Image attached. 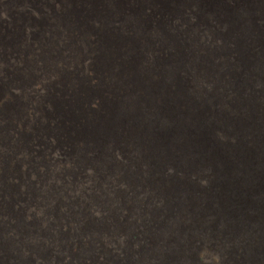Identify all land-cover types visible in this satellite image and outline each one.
Instances as JSON below:
<instances>
[{
    "label": "bare ground",
    "instance_id": "1",
    "mask_svg": "<svg viewBox=\"0 0 264 264\" xmlns=\"http://www.w3.org/2000/svg\"><path fill=\"white\" fill-rule=\"evenodd\" d=\"M152 1L146 9L151 13L146 17L123 8L135 4V0L130 3L120 0L119 6L116 4L113 9L125 27L120 29L115 39L118 41L128 36L126 40L140 48L121 50L119 48L126 45H119L114 52L111 48L116 47L111 44L114 42L112 39L107 46L101 43L102 48L91 47V39L88 40L87 36L74 35L68 40L66 25L74 28L71 19L77 23L86 14L73 9L72 18L60 19L52 15L48 6L54 0L42 6V13L53 22L46 27L44 34L47 39L43 41L51 45L56 41L69 44L75 40L81 46L75 53L77 58H48V61L37 57L35 49L40 54L51 49L36 41L35 49L27 52L31 55L28 56L30 62L25 65L26 72L20 75L18 71L24 67L15 57L14 46L22 38L9 40L4 45L7 49L0 54V78L8 76L7 82L15 93L24 95V101L17 106L19 100L14 93L7 91L1 96L0 92V122L16 117L14 111L32 102L36 104L26 114L29 117L38 115L36 112L42 108V101L37 103L36 100L38 95H44L51 110L50 120L42 123L45 136L35 138L33 144L44 142L46 138H50V142L58 139V144L73 151L64 154L75 160L73 163L68 160V165L64 166L70 169L69 172L66 169L60 171L66 179V189L57 187L56 192L49 182L60 181V174H56L59 167L55 170L49 166L50 173L46 171L44 176L41 166L40 171L35 170L39 154L34 158L36 162L30 161L32 154L28 152L27 140L22 141L18 152L16 150L20 146L10 139L15 134H0V214H6V218L19 227L26 226V232L16 233L22 237L19 241L14 231V236H9L11 231L7 233L4 222L0 224V264H37L39 252L50 242L61 264H107L108 256L114 264H194L196 249L204 262L218 261L223 257L231 262L234 259V264L258 261V249L262 251L264 248V221L259 216L264 207L261 203V192H264V0H244L238 3V8L234 3L229 9L223 0ZM38 7L37 0L36 9ZM30 11L39 14L35 9ZM179 12L185 13L187 18L176 17ZM36 18L32 20L41 30L44 19ZM233 22H242L241 33L235 31L231 25ZM29 23H26L27 28L33 30L32 23ZM2 27L0 23L1 37L6 36ZM69 32L74 33L73 30ZM233 34L241 42L239 53L234 52V55L237 63L242 59L246 61L243 62L245 77L240 88L236 82L233 86L238 87L232 86L228 92V46L234 42ZM174 35L190 40L193 49L204 51L203 54L190 56L185 41L177 44ZM153 38L157 42L151 41ZM32 39L33 36L31 42ZM139 39L152 45L145 47ZM235 46L237 50L236 42ZM11 48L14 55L9 53ZM208 54L215 59L212 65ZM185 59L192 65L193 74L186 68L185 72L190 81L189 92L193 91L190 93L194 99L173 78L174 69L179 68ZM84 62H94V72H97V63L106 78L86 77L88 66L77 64ZM240 65L232 64L230 67L239 70ZM76 66L82 70L72 78ZM258 70L262 72L254 76V71ZM87 79H95L96 83L93 89L83 91L82 82L87 83ZM201 84L206 88H201ZM168 85L172 89L166 92ZM62 89H67L68 93L74 91L71 96L73 106L64 110L59 102ZM165 92L172 97L164 96ZM8 98L14 100L12 106H9ZM216 100L224 104L214 111ZM91 102L99 104L101 112L88 107ZM167 104L169 107L164 110L163 105ZM179 105L185 108L177 114ZM181 114L187 115L190 121L182 119ZM40 115L45 121V112ZM15 122L20 123V120ZM5 125L0 124V127ZM25 130L32 133L31 129ZM52 152L53 161L60 162L59 152ZM27 153L30 156H25ZM79 169L83 171L84 178L75 179L76 175L72 178L74 171ZM197 174L205 183L195 180L196 187H208L199 195L194 191L196 187L188 182ZM39 181H42L41 186H38ZM110 181L115 184L113 190L103 195L98 204L94 200L89 205L92 215H85L98 225L96 231L85 229L92 227L89 221L76 219L88 210L82 209L79 201L73 203V198L72 204L68 202L70 205L66 212L60 214L58 211L57 216L73 224L72 232L67 236L56 227L53 217L56 207H61L60 203L55 205L60 195L67 200L66 196L70 194L73 197L74 193L70 187L82 190L90 186V190L91 182L98 183V187L104 190V186H112ZM121 192L126 193V197L116 202L123 195ZM194 192L198 198L189 202L193 204L186 209L183 200L188 193L193 195ZM29 194L44 208L37 209L41 217L29 219L33 220L31 223L19 218L16 211L21 209L10 212L13 205L18 207L23 204V199L28 201ZM73 208H79V211L75 213ZM127 233L130 240L132 235H136L135 246L130 245L133 240L128 241ZM52 234H58L57 239ZM106 238L113 248L101 245ZM96 253L97 256L93 257Z\"/></svg>",
    "mask_w": 264,
    "mask_h": 264
},
{
    "label": "rangeland",
    "instance_id": "2",
    "mask_svg": "<svg viewBox=\"0 0 264 264\" xmlns=\"http://www.w3.org/2000/svg\"><path fill=\"white\" fill-rule=\"evenodd\" d=\"M120 0H54V2H51L48 6L50 7L51 9V12H52V15L62 19V18H68V16H71L72 18V10L73 9H76V10H79L80 12L86 14V17L82 18L81 20H79L77 23H76V20L74 19H71V23L73 25L74 28H70L68 25H66L67 27V30L65 35H66V38L68 40H70L71 36H78V37H84V36H87L88 37V40L91 39V44L90 46L93 47V48H102V44H104L105 46L108 45L109 43V39H112L114 42L111 43V44H114L116 49H114V47H112L111 49L116 52L117 49H118V46L119 45H126V46H123V47H120L119 49L123 50L125 49L126 47L127 48H140L139 46H137V44L134 46L133 44H131L130 42H128L126 40V38H128V36L126 37H123V38H120L118 41L115 39V35L121 30H124L125 27L122 26V24L120 23V20H119V17L118 15H116V13H114L113 9H114V6L117 4L119 6V2ZM241 1H244V0H223V2L228 5V9L234 4V3H237V8H238V3L241 2ZM39 2V6L37 9H36V6H37V0H0V23H1V26L2 27V30L3 32L6 34V36H3L1 37V34H0V54H3L4 51L7 49L5 48L4 49V45L7 43V41H11L13 39H17V38H22V41L18 44L16 43V45L14 46V50H15V57L16 59H18V61H20V63L23 65L24 69H20L18 71V69H16V71H18L21 74H23L25 71V65L27 63L30 62L28 56L31 55V54H28L29 52H32L35 48H34V43L36 41H39V42H36L37 44L39 45H43L45 48L47 49H51V51H48L46 54L45 53H42L40 54L39 52H37V50L35 49V56L37 57H41L43 59H50V58H68V59H73L74 57H78L75 55V53L77 51L80 50V45L75 43V40L71 41L69 44H62L61 41H56L54 42L53 44L51 45H48L46 44L43 39H47V36L44 34V31L46 30V27L51 25L53 22L52 20L50 19V17H48L47 15H44L42 12V6L46 4V2H49V0H38ZM128 3L131 2V0H127ZM153 1L152 0H135V4L134 3H131L132 5H125L123 8L124 9H127L129 10L130 12L133 11L136 13L135 14H138V15H141V17H146L147 15H149L151 12L150 11H146L147 7L149 6L150 3H152ZM203 3V2H202ZM30 9H35L39 12V14L35 13L34 11H30ZM151 11H154L153 8H150ZM229 11V10H228ZM165 14V12L163 13ZM181 15V16H180ZM175 16H180L182 19H186L187 18V15L185 13H177L175 14ZM37 17V18H36ZM193 18V16H191ZM2 18V20H1ZM33 18H36L38 20L44 19V24L42 25V29L40 30V27L38 26L37 22L33 21L32 19ZM176 19V18H175ZM194 19V18H193ZM27 22H30L29 24L32 23V29L30 28H27L26 26V23ZM242 22H233L231 25H233L235 27V31L237 32H242ZM8 26V27H7ZM6 29V30H5ZM69 30H73L74 33H70ZM239 30V31H238ZM1 31V30H0ZM34 31V32H33ZM2 32V31H1ZM0 32V33H1ZM24 34V35H23ZM47 34V32H46ZM73 34V35H72ZM79 34V35H78ZM175 34V33H174ZM10 35V36H9ZM128 35H130V32L128 33ZM29 36V37H28ZM33 36V39H32V42L30 40V38ZM24 38V39H23ZM174 38V41L177 43V44H181L182 41H185V44H186V48H188V53L190 54V56H195V54H200L202 55L204 51H201V50H195L193 49L192 45H191V41L190 40H183L182 39V36H179L177 38V36H173ZM186 38H189V35H187ZM232 38L234 40V42L232 43V45L230 44V46H228V69H229V74H228V92L233 88V87H238V86H233L234 83H236V85H239L238 88H240L242 85V79L245 77L244 76V68H245V65H244V61L242 59V62L239 60L238 63H237V58H236V55H234V52H236V54L239 53L240 51V43L238 40H236V35L233 34L232 35ZM151 39V38H150ZM25 40V41H24ZM61 40V39H60ZM140 43L143 44V46H149V45H152L151 42L149 41H144V40H140ZM151 41L153 42H157L156 39H152ZM257 41H260L259 38H257ZM31 42V43H30ZM235 42L237 44V50H236V46H235ZM26 43V44H24ZM30 43V44H29ZM55 43H59L57 46L53 47V45ZM18 44V45H17ZM142 46V47H143ZM206 46L209 48V44H206ZM21 47H24V49H20ZM208 48H207V52H208ZM211 48V46H210ZM13 51V48H11V50L9 51V53H12ZM28 52V53H27ZM184 52L185 54L187 55V51L186 49H184ZM14 55V53H12ZM33 55V54H32ZM12 56V55H11ZM209 56V61L211 62V65H212V61L214 62V58H211L210 55L208 54ZM234 56V57H233ZM48 59V61H49ZM214 59V60H213ZM232 59V60H231ZM231 60V61H230ZM48 61L46 62V64L48 63ZM236 61V62H235ZM230 62V63H229ZM235 62V63H234ZM241 62V63H239ZM246 62V61H245ZM78 65H81V64H86L88 66V72H87V75H90L91 77L93 78H98L100 80H104L106 78V74L105 73H102L101 69H99L98 67H100L97 63H96V69H97V72H94V62H87V63H77ZM236 65V64H241L240 65V69L239 70H234V66L233 67H230L231 65ZM230 67V68H229ZM35 68V67H34ZM185 68L187 70H189L190 72H192L193 74V71H192V65L190 62H188L187 59H185V61L181 62V64H179V68H175L174 69V76L173 78L175 79V81L183 88L185 89L186 88V91L188 92V96L191 98V99H194V97L192 96V94L190 92H193V91H190L189 92V86H190V81L187 77V74L185 72ZM232 69V70H230ZM36 70V69H35ZM81 67L79 66H76L72 72V78H75V76L81 71ZM6 72H9L8 70H5ZM12 71V70H11ZM242 71V72H241ZM18 72H16V77L19 76ZM235 72V73H234ZM237 72V73H236ZM260 72H262L261 70H258V71H254L253 75L256 76V74H259ZM231 74H234V75H231ZM236 74V75H235ZM239 74V75H238ZM242 77V78H241ZM7 78L8 76H3L0 78V92H1V96H3L7 91H10L12 93L15 94V96L17 97V99L19 100L18 102V105L19 106L22 102L21 101H24V95H22L21 93H15V89H13L11 86H10V82L8 83L7 82ZM232 78V79H231ZM240 79V80H238ZM88 80V79H87ZM238 80V81H237ZM241 82V83H240ZM96 83V80L95 79H90L88 80L87 83H85V81L82 82V87H83V91H88L90 90L91 88L93 89L94 87V84ZM198 83V82H197ZM231 84V85H229ZM195 85V84H193ZM233 86V87H232ZM201 88H206L204 85L201 84L200 86ZM80 88V87H79ZM172 89V86H166V92L169 90ZM74 92V91H73ZM72 93H68L67 92V89L63 90L62 89V92H61V96H60V101L61 102V106L64 109L68 108V107H71L73 106V103H72V99H71V96H72ZM166 92L164 94V96H168V97H172L171 95H166ZM9 100V106H12V103L14 102L13 99H10L8 98ZM37 103L39 101H42L41 103V106L42 108H40L39 110H37V114L38 115H35L33 117H29L26 112L28 110H33L34 108V105L36 104V102H32L30 104H28L25 108L21 109V110H16L14 111L15 114L17 113V118L14 116L11 120H5L3 122H0V124H6L4 127H0V134H8V133H13L15 134L14 137L10 138L12 139L18 146H20V148H18L16 151L20 152L21 150V144H22V141L23 140H27L30 148L28 149V152L29 154H32L31 155V160L30 161H35L36 157L38 158V163L36 162V167H35V170L36 171H40L41 172H44V176L47 174V172L50 173V168L49 166L55 170L58 168L56 174L60 176V181L57 182L55 180H52V182H49L51 185H52V189L55 190L57 187L64 190L66 189L65 188V185L66 184V179L63 177V170H65L66 172H69L70 169L67 168V166L64 168L65 165H68L67 161L70 160L72 163L74 162V158L69 156L67 157V152L68 151H72L70 149H68V147L66 145H63V144H58L59 140L58 139H55L54 141L50 142V138H46L44 140V142H39L38 144H33L35 141H33L35 138H40L39 136H45L44 132L42 131V123L43 122H48L50 120V116L51 113L49 111L50 108L46 105V102H45V97L44 95H38V99L36 100ZM157 102V100H156ZM170 104V103H169ZM169 104L167 105H163V108L164 110L166 109V107H169ZM223 102L222 101H219V100H216L215 101V104L213 106V110L214 111H217L219 110L221 107H223ZM88 107L92 108L93 110H96L97 113L101 112V109H100V105L97 104V103H94V102H91L90 104H87ZM0 107L1 104H0ZM4 107H7V106H4ZM3 107V108H4ZM184 106L183 105H179L178 106V109H176V113L179 114L181 112V110L183 111L184 110ZM2 109V108H0ZM19 112H21V115L19 114ZM45 112V121L42 120V116L40 115L41 113H44ZM87 116H91L90 115H87ZM182 116V114H181ZM89 118H92V117H89ZM182 119H184L186 122H189V118L187 115H183L182 116ZM17 120H20V123H22V125L19 126L20 123L18 122H15ZM53 121H56L55 118H52ZM184 121V122H185ZM60 122V121H59ZM17 129V131H16ZM25 129H31L32 133L30 132H27ZM107 129V127L105 128ZM35 133V134H34ZM16 137V139H15ZM216 138H217V135H216ZM221 139V138H220ZM57 141V142H56ZM53 143V144H52ZM57 143V144H56ZM56 144V145H55ZM35 145V146H34ZM40 145V146H39ZM61 145V146H59ZM63 145V146H62ZM66 146V147H65ZM58 147V148H57ZM62 147V148H61ZM38 149L35 153V150ZM68 149V150H67ZM57 151L59 152V157L60 159H62L60 162H54L52 157L54 155V152L52 151ZM60 150V151H59ZM67 150V151H66ZM131 150V147L130 149ZM31 151V152H30ZM69 152V153H70ZM64 153H67V154H64ZM73 153V151H72ZM28 153L25 154V156H30ZM41 154V155H40ZM46 154V155H45ZM61 154V155H60ZM64 154V155H63ZM49 155V156H48ZM52 156V157H51ZM63 156V157H62ZM40 157V158H39ZM116 157V156H114ZM21 158H25V157H21ZM35 158V159H34ZM65 158V159H64ZM72 158V159H71ZM48 159V161L46 160ZM74 159V160H73ZM40 160V161H39ZM64 160L66 162H64ZM115 160V158H114ZM44 161V162H43ZM54 163H52V162ZM48 163V164H47ZM67 163V164H66ZM43 164V165H42ZM47 164V165H46ZM55 164V166H54ZM61 164V165H60ZM114 164V163H113ZM45 165V166H44ZM53 165V166H51ZM59 165V166H57ZM63 165V166H62ZM73 165V164H72ZM41 166V167H39ZM45 168H44V167ZM22 166H19L20 169H23L21 168ZM38 168V169H37ZM63 168V169H62ZM46 169V170H45ZM45 170V171H44ZM47 171V172H46ZM61 171V172H60ZM40 172V174H41ZM83 172L81 169L79 170H75L74 173H73V177H75V175L77 176L75 179H83L84 177L82 176ZM59 173V174H58ZM38 174V172H37ZM62 175V177H61ZM80 176V177H79ZM181 177V176H180ZM43 178V176H42ZM63 178V179H62ZM182 178V177H181ZM200 176L197 174L193 179L194 180H188V182H191V184L194 185V187H196L195 184H197V182L195 180H199L200 183L204 184L205 181L202 180V179H199ZM38 179H39V175H38ZM43 181V180H42ZM42 181L40 182L39 181V185L38 186H41L40 183H42ZM55 181V182H54ZM64 181V182H63ZM195 183H193V182ZM75 181H73V184L76 185V182L74 183ZM61 183V184H59ZM91 188L90 190L88 186L84 187L82 190L79 189V188H76V187H70L71 189L74 190V193L72 194L73 197L71 196H66L67 197V200H64L61 195L59 196L58 198V201L56 202V206L60 203L61 204V207H56L57 210L54 211V219H53V222L57 223L56 224V227H59L61 228V232L62 233H67V236L70 235V233L72 232V226L73 224H70L69 222L65 221L64 219H60V217H57L59 212L61 214V212H66V207L70 204H72V201L73 203L76 204V201L78 203H80V207L82 209H85V210H88L90 211L89 209V205L92 204L93 202H95L96 200V204H98L97 202H99V199L103 198V195H108L114 188V185H112L113 183H111V187H107V186H104V190L100 189L98 187V183L95 184L94 186V183L91 182ZM156 183V182H155ZM199 183V184H200ZM35 185V184H34ZM55 185V186H54ZM160 186V185H159ZM199 187V185H197ZM37 187V186H36ZM196 187L194 191H196V193L199 195V192L201 191H204L206 188H208L206 185H203L202 187ZM109 191H108V189ZM111 188V189H110ZM115 188H118V185L115 187ZM144 188V187H143ZM154 188V187H153ZM58 189V190H60ZM93 189V190H91ZM85 190V191H84ZM154 190H156L154 188ZM77 191V192H76ZM94 191V192H93ZM96 191V192H95ZM99 193H98V192ZM56 192H57V189H56ZM93 192V193H91ZM123 194V192H121ZM195 192L192 193L193 195H190V193H188L186 196H185V199L183 200L185 203H186V209H189L191 208L192 204L189 203V202H192V201H195L198 197V195L196 194ZM68 194V193H67ZM93 195V196H92ZM261 195L263 197V199L261 200V203L264 204V192L262 194L261 192ZM196 196V197H195ZM126 197V193L123 194L119 199L116 200V202H119L120 201H123V199ZM33 198V199H32ZM73 198V200L71 201V199ZM28 201L26 199H23V204H19L18 207L14 206L12 207V210L10 212H12L13 210H15L16 208L17 209H21L20 212L19 211H16L18 212V214L20 215L19 218L24 220L25 222L27 223H31V221L33 220H29V219H38L39 217H41L39 210L37 209H40V210H43L44 208L42 207L43 204L40 203V202H37L36 200H34L35 198L33 196H31L30 194L28 195ZM62 199V200H61ZM95 200V201H94ZM86 201V202H85ZM68 202L70 204H68ZM86 205H85V203ZM66 203V204H65ZM77 203V204H78ZM64 205V206H63ZM190 205V206H189ZM36 206V207H35ZM38 206V207H37ZM40 206V208H39ZM88 206V208H87ZM22 207V208H21ZM63 207V208H62ZM28 209V210H26ZM31 209V210H30ZM33 209V210H32ZM36 209V210H35ZM63 209V210H61ZM65 209V210H64ZM78 212L79 211V208L78 209H74L73 208V211ZM25 211V212H24ZM27 211V212H26ZM33 211V212H32ZM59 211V212H58ZM88 211H85V213H82V216H77L76 219L78 218H83L86 222H90L92 224V227L87 229L85 227L86 230L88 231H92V230H97L98 229V225L94 222H92L89 218H86L85 215L86 214H90L92 215V212L90 211L88 213ZM130 211L132 212V209H130ZM15 212V217L18 216V214ZM29 212V213H28ZM37 212V213H36ZM57 212V213H56ZM32 213V214H31ZM29 214V216H28ZM4 215V216H3ZM259 216H260V220H263L264 221V207L261 208L260 212H259ZM6 214H0V224H3L4 222V225H5V229L7 231V233H9L8 231H11L9 236L10 237H13L14 234L12 231L15 232V236H16V240H17V237L19 238V236H17L18 233H24L25 231V227L26 226H21L23 227L21 229V227H19L17 224L15 225L14 222L11 221V219H7L6 218ZM38 217V218H37ZM85 217V218H84ZM27 218V219H26ZM2 219V220H1ZM7 219V220H6ZM26 219V220H25ZM56 219V220H55ZM29 220V221H28ZM58 220V221H57ZM2 221V222H1ZM12 222V223H10ZM42 222V221H41ZM59 222V223H58ZM63 222H65L63 224ZM181 224H182V221L180 220ZM69 223V224H68ZM12 224V225H11ZM63 224V225H62ZM66 224V225H65ZM69 225V227H68ZM71 225V227H70ZM40 226L42 227V223H40ZM65 226V227H64ZM84 226V224H83ZM96 226V227H95ZM94 227V228H93ZM66 228V229H64ZM68 228V229H67ZM12 229V230H11ZM24 229V230H23ZM63 229V230H62ZM20 230V231H18ZM134 230H136L135 232L138 233V229L135 228ZM192 230V229H191ZM26 232V231H25ZM17 233V234H16ZM13 234V236H12ZM69 234V235H68ZM191 234H193L191 232ZM52 236H56V238L54 237V239H57L58 237V234H52ZM128 233H127V238H128ZM133 236L135 237V239H133ZM22 238V237H20ZM20 238L18 239L20 241ZM14 239V238H12ZM131 240H133V242H131ZM131 240L128 238V241L131 242V246L135 244L136 241V235H132L131 236ZM135 240V241H134ZM105 242V243H104ZM104 242H102L101 245H107L109 246L108 248H113L112 244L109 243L108 239L106 238L104 240ZM192 241L190 240V243ZM48 243V242H47ZM134 243V244H133ZM193 243V242H192ZM192 243L190 244L191 247H193ZM222 244V243H221ZM220 244V246H221ZM50 245V246H49ZM136 245V244H135ZM134 245V246H135ZM49 246V247H48ZM47 247V248H46ZM51 247V248H50ZM101 246H99L100 248ZM225 245L222 246V248H224ZM43 249L39 252V258H37L38 262L37 264L39 263H42V264H59L60 261H58L56 259V253L54 251V245L50 243H48L47 246H44L42 247ZM263 248V247H262ZM49 249V250H48ZM52 252H51V251ZM43 251V252H42ZM54 251V252H53ZM259 252H257V259L258 261L253 264H264V248L263 250L261 251L260 249H258ZM49 253V254H48ZM50 253L52 255H50ZM259 253V254H258ZM263 254V255H262ZM40 255H43L42 257ZM47 255V256H46ZM49 255V256H48ZM55 255V257H54ZM96 257L97 256V253L95 255H93V257ZM42 259H41V258ZM44 257V258H43ZM52 260H51V258ZM111 257V256H110ZM110 257L108 256V263H113V260L110 259ZM195 258V259H194ZM226 258V260H225ZM45 259V261H44ZM48 261H47V260ZM193 261H194V264H220L221 263V260H222V263L221 264H234V259L233 261H228L227 257H223L221 259H218L217 260H211L209 262H204V260L199 256L198 252H197V249L196 251L194 252V255H193ZM256 259V260H257ZM112 260V261H111ZM220 260V261H219ZM225 262H224V261ZM34 261V260H33ZM42 261V262H41ZM52 263H51V262ZM197 263H196V262ZM44 262V263H43ZM49 262V263H48ZM54 262V263H53ZM261 262V263H259ZM30 264H35L34 263H30ZM61 264V263H60Z\"/></svg>",
    "mask_w": 264,
    "mask_h": 264
},
{
    "label": "trees",
    "instance_id": "3",
    "mask_svg": "<svg viewBox=\"0 0 264 264\" xmlns=\"http://www.w3.org/2000/svg\"><path fill=\"white\" fill-rule=\"evenodd\" d=\"M133 239H135V237L133 236Z\"/></svg>",
    "mask_w": 264,
    "mask_h": 264
}]
</instances>
